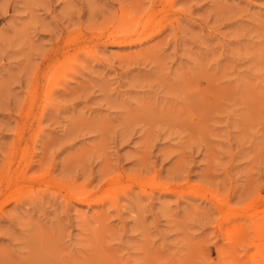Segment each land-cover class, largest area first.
I'll use <instances>...</instances> for the list:
<instances>
[{
  "label": "rangeland",
  "instance_id": "1",
  "mask_svg": "<svg viewBox=\"0 0 264 264\" xmlns=\"http://www.w3.org/2000/svg\"><path fill=\"white\" fill-rule=\"evenodd\" d=\"M0 264H264V0H0Z\"/></svg>",
  "mask_w": 264,
  "mask_h": 264
}]
</instances>
